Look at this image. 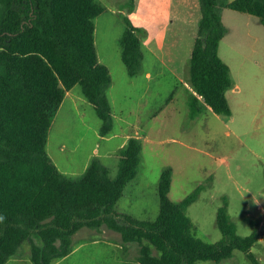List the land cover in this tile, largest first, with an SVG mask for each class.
Here are the masks:
<instances>
[{"label": "trees", "instance_id": "obj_1", "mask_svg": "<svg viewBox=\"0 0 264 264\" xmlns=\"http://www.w3.org/2000/svg\"><path fill=\"white\" fill-rule=\"evenodd\" d=\"M222 7L252 14L264 25V0H200L189 83L202 100L192 91V116L201 112L199 101L231 114L226 91L233 80L219 54L226 34ZM105 9L100 0H0V264L26 241L33 264H52L72 252L74 235L82 227L102 225L120 232L125 246L139 245L134 264L220 262L235 249L261 264L252 251L261 238L259 229L239 235L226 203L217 215L223 238L209 242L198 236L187 207L202 186L181 202L171 200V167L161 173L155 219L119 218L116 204L139 171V138H129L120 151L115 177L98 158L80 176L65 174L54 163L47 149L49 131L67 90L75 85L95 107L102 133L112 127V75L99 60L95 40L94 19ZM120 45L128 73L137 75L144 54L139 28L129 22Z\"/></svg>", "mask_w": 264, "mask_h": 264}, {"label": "rangeland", "instance_id": "obj_2", "mask_svg": "<svg viewBox=\"0 0 264 264\" xmlns=\"http://www.w3.org/2000/svg\"><path fill=\"white\" fill-rule=\"evenodd\" d=\"M100 1L106 9L94 19L96 47L99 57L112 69L116 110L125 111L117 113L111 131L124 133L127 121L136 114L138 101L156 110L151 118L142 115L145 120L141 123L148 129L151 140L142 144L138 174L116 204L119 218L155 219L161 205L158 192L161 173L171 167V200L181 202L202 186L187 207L198 236L209 242L223 238L217 215L219 207L226 203L239 235H249L255 227L259 229L261 238L252 251L264 264L263 23L252 14L230 7L220 8L226 34L220 41L219 54L231 70L233 86L226 91L231 114H220L204 107L192 116L186 104V89L181 88L174 75L161 73L153 60L150 61L153 73L150 91L143 95L142 84H128L129 73L122 59L120 39L129 22L133 25L141 22L153 37L162 35L161 30L168 36L178 32L182 41L179 43L178 39L176 44L171 40L172 49L164 60L171 68L178 69L174 70L175 74L185 80L189 76V58L201 15L200 0H134V4L131 0ZM136 9L139 20L128 16ZM182 13L185 22L180 25ZM75 89L81 90V86L78 84ZM79 112L67 101L54 118L49 151L61 165L77 167L87 151L95 146L92 134L101 119L95 111L83 106ZM79 134H86L81 147L58 151L60 137L66 136L70 142H75ZM120 141L118 137L113 142L117 145ZM119 162L118 156L109 160L111 177L117 175ZM35 240L41 243L38 237ZM138 254L139 245L125 246L120 232L106 225L100 228L85 226L74 235L72 252L54 259L52 264H134ZM6 264H33L30 243L24 242ZM198 264L253 263L245 251L235 249L231 257L220 262L201 260Z\"/></svg>", "mask_w": 264, "mask_h": 264}, {"label": "crops", "instance_id": "obj_3", "mask_svg": "<svg viewBox=\"0 0 264 264\" xmlns=\"http://www.w3.org/2000/svg\"><path fill=\"white\" fill-rule=\"evenodd\" d=\"M184 1H186V0H184ZM185 5H187V4L185 3ZM197 7H199V6L197 5ZM136 11H137V9L130 12L128 16H130L134 20H139L140 16H139V14L136 13ZM179 20L181 21L180 25H182L183 22H185V17L183 15V13L180 16ZM135 26L142 29V31H139L140 32L139 34H140V37H141L143 45H144V54H143L141 71L135 76H131L130 74H127L128 75L127 76L128 77L127 78L128 84L129 83H132L134 85H136V84L141 85L142 84L144 86L143 93H142L143 95H145L146 92L150 91L151 82H152V78H153V73L150 70V67H151L150 61L153 60L154 63L156 64L155 66H158L161 68V73H164V74L170 73V74L174 75L176 77V79H179L178 81H180L179 83H180L181 88L186 89V98H187L186 104L189 107V112H191L190 99L192 98L191 93L194 90L189 83V76H187V78L185 80L181 79L179 76H177L175 74V71H174V70L177 71L178 69L171 68L170 65H168L167 62L164 60V56H166V53L172 49V48L170 49L171 40L174 39V42L176 44H178V39H179V43H181L182 35L178 34V32H175L176 33L175 36H168V35H164V32L161 30L160 33L162 35H159V36L156 35L155 37H153V35L152 36L149 35L150 31L148 30V27L143 26L141 24V22L138 24H135ZM163 26L164 25H162L160 27V29H162ZM141 34H143L144 36L142 37ZM195 36H196V34H195ZM95 40H96V38H95ZM188 44H189V42H188ZM97 52H98V50H97ZM171 59L175 60L176 58L172 57ZM99 60H100V62L106 64L109 67L111 75H112V83L108 89V97H109L110 102L112 104V110H113L112 111V126H113L114 118L117 117V113L120 114V112H121V114H122L125 111H124V109H120V112H118L116 110L115 92H114L115 81H114L112 69L110 68L108 63L104 62L102 57H99ZM173 67L179 68V67H175V66H173ZM75 87H76V85L74 87H72L71 89L67 90L66 95L64 97V100L62 101V103L59 107V110L64 106V104H66L67 101H69L70 104L74 107V109L77 110V113H79V114H80V112H79L80 106H83L85 109L88 108L89 111H95V114H97L95 107L88 100V98L84 95L82 88H81V90H76ZM195 94H197V93L195 92ZM197 96L199 97L200 100H202V97L200 95L197 94ZM199 107L201 108V111H203L204 107L206 109H208L209 111H214L212 109V107H210L208 105L207 106L204 105V103L202 101H199ZM155 112H156V110L154 108L151 109V106H146V104L138 101L136 104V114L131 120L129 119L127 121L125 127L123 128V130H124L123 134H119L118 132H112L111 131L112 127L110 128V130L107 133H102V131H101L102 120H101V122L98 121L96 127H94V134H92L94 137V140L96 141L95 146L93 145L91 147V149L89 151H87L86 157L84 155L85 159L82 160V163L79 164L77 167H74L73 166L74 164L61 165L60 163H58V161L55 159V157L50 153V151H49L50 131H49V138H48V145H47L48 152L51 155L54 163L57 165L58 169L61 172L65 173V174L73 175V176H80L83 173H85V171L87 170L88 166L91 163V160L94 158L100 159L105 165L110 167V165L108 163L109 160L113 156H118L119 160H120V151L125 146V144H127L129 138H131V137L139 138L141 140L142 144L144 143V141H150L151 140L150 134H148V132H149L148 129H145L143 127V126H145L144 123H141V122H144V120H145L142 118V115L145 118H151V116H153L155 114ZM99 119H101V118L99 117ZM53 123H54V120L52 122V126H53ZM52 126H51V128H52ZM51 128H50V130H51ZM65 137L66 136H62V137H60V140L57 141V149L60 152H66L67 149H69V147H71L75 150L77 148L81 147L83 145V139L86 138V134H79V136H78L79 140L75 141V142H70ZM118 137H121V141H120V143L115 145L113 141L115 139H117Z\"/></svg>", "mask_w": 264, "mask_h": 264}, {"label": "clouds", "instance_id": "obj_4", "mask_svg": "<svg viewBox=\"0 0 264 264\" xmlns=\"http://www.w3.org/2000/svg\"><path fill=\"white\" fill-rule=\"evenodd\" d=\"M3 219V217H0V220H2Z\"/></svg>", "mask_w": 264, "mask_h": 264}]
</instances>
